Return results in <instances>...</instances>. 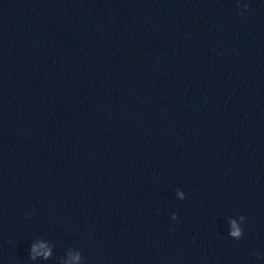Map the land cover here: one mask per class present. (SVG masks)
Instances as JSON below:
<instances>
[{
  "label": "water",
  "instance_id": "water-1",
  "mask_svg": "<svg viewBox=\"0 0 264 264\" xmlns=\"http://www.w3.org/2000/svg\"><path fill=\"white\" fill-rule=\"evenodd\" d=\"M0 264H264V0H0Z\"/></svg>",
  "mask_w": 264,
  "mask_h": 264
},
{
  "label": "clouds",
  "instance_id": "clouds-1",
  "mask_svg": "<svg viewBox=\"0 0 264 264\" xmlns=\"http://www.w3.org/2000/svg\"><path fill=\"white\" fill-rule=\"evenodd\" d=\"M245 7H246V5H245Z\"/></svg>",
  "mask_w": 264,
  "mask_h": 264
}]
</instances>
